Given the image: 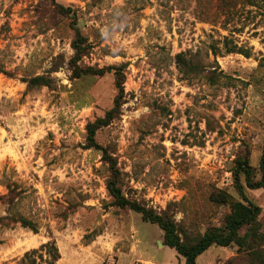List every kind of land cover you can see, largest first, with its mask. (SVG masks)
Returning <instances> with one entry per match:
<instances>
[{
	"label": "rangeland",
	"instance_id": "rangeland-1",
	"mask_svg": "<svg viewBox=\"0 0 264 264\" xmlns=\"http://www.w3.org/2000/svg\"><path fill=\"white\" fill-rule=\"evenodd\" d=\"M253 1L0 0V264H43V252L22 259L47 242L55 264H184L157 225L113 206V175L185 243L223 226L241 202L235 163L247 159L258 181L264 149V0ZM76 31L87 45L78 67L102 76L73 77ZM112 69L124 78L120 114L95 142L115 174L86 132L118 95ZM37 76L49 85L24 82ZM244 193L260 239L212 246L195 264H264V188Z\"/></svg>",
	"mask_w": 264,
	"mask_h": 264
},
{
	"label": "trees",
	"instance_id": "trees-1",
	"mask_svg": "<svg viewBox=\"0 0 264 264\" xmlns=\"http://www.w3.org/2000/svg\"><path fill=\"white\" fill-rule=\"evenodd\" d=\"M220 3H224V0H218ZM236 0H229V5H233ZM244 5L255 6L256 3L253 0H244ZM86 39H84L77 31L75 33V39L72 42L71 48L73 50V57L69 62V67L74 78H80L82 76H102L104 74L103 70H93L91 68L80 69L78 67V62L86 54ZM228 50L227 53L237 52L239 54H245L242 50L237 49L236 51ZM177 59H180L178 56ZM182 61V60H181ZM182 61L181 65L187 73H196L198 68H194L190 65H184ZM114 70L115 76V87L118 91V95L113 102V107L105 113L103 118L96 119L93 123L87 125V147L94 150L100 151L102 153V159L109 165V170L112 174H115L114 163L106 154V150L98 146L95 142V134L98 130L107 127L120 113L121 107V97H122V84H123V74L120 69ZM199 72V71H198ZM0 73H2L0 71ZM6 74V73H4ZM10 76V75H7ZM28 87H47L49 85L48 79L44 76H37L28 81ZM259 174L260 179L254 181V169L248 164L247 159H238L235 163V168L233 171L234 179V189L238 194L241 202L236 203L231 206L230 214L224 219V224L220 228H212L207 230L200 238L195 240L193 243H185L182 241L178 234L176 233L175 225L173 222L165 217L156 215L153 211L141 207L140 205L130 202L124 198L121 194L120 189L117 186L115 176L113 175L111 180L106 184V190L109 196L113 199V206L119 209H127L134 213L141 215L143 222L157 225L163 232V244L164 246L172 249L184 260V264H195L197 257L202 255L210 247L216 246L220 248H227L232 245H236L239 248L248 246V241L260 239L257 228L256 220L259 216L260 209L250 201L244 193V187L248 190H256L264 188V149L259 160ZM243 177L244 187L240 183V177ZM219 203H226V198L221 195L219 198ZM22 228H28L35 232L32 224L25 220H18ZM245 230L243 236L239 235V232ZM38 252L44 253L47 257L43 264H55L59 259L57 250L52 242H47L41 245L38 250H32L26 253L23 257V261L26 260L31 255H35ZM30 255V256H29ZM42 261V254L38 256ZM28 264H35V260L32 259Z\"/></svg>",
	"mask_w": 264,
	"mask_h": 264
},
{
	"label": "bare ground",
	"instance_id": "bare-ground-1",
	"mask_svg": "<svg viewBox=\"0 0 264 264\" xmlns=\"http://www.w3.org/2000/svg\"><path fill=\"white\" fill-rule=\"evenodd\" d=\"M33 241V240H32ZM28 242V241H27ZM27 245V244H26Z\"/></svg>",
	"mask_w": 264,
	"mask_h": 264
},
{
	"label": "water",
	"instance_id": "water-1",
	"mask_svg": "<svg viewBox=\"0 0 264 264\" xmlns=\"http://www.w3.org/2000/svg\"><path fill=\"white\" fill-rule=\"evenodd\" d=\"M161 246V244H159Z\"/></svg>",
	"mask_w": 264,
	"mask_h": 264
}]
</instances>
